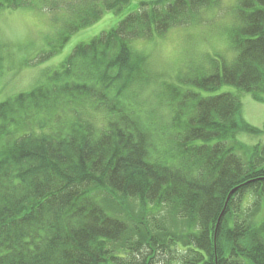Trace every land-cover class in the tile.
<instances>
[{
    "label": "trees",
    "instance_id": "16d2710c",
    "mask_svg": "<svg viewBox=\"0 0 264 264\" xmlns=\"http://www.w3.org/2000/svg\"><path fill=\"white\" fill-rule=\"evenodd\" d=\"M138 1L116 28L77 45L48 83L0 103V264H264V221L241 218L247 195L262 209L264 144L237 143L244 158L229 145L264 129L242 119L238 96L193 90L229 85L264 103V0L233 7L232 61L209 60L169 88L167 127L159 111L127 101L148 80V55L134 42L203 24L221 0ZM131 2L74 1L63 43ZM57 4L0 0V12ZM72 98L82 103L73 113ZM162 207L183 235L155 230Z\"/></svg>",
    "mask_w": 264,
    "mask_h": 264
},
{
    "label": "rangeland",
    "instance_id": "374dc122",
    "mask_svg": "<svg viewBox=\"0 0 264 264\" xmlns=\"http://www.w3.org/2000/svg\"><path fill=\"white\" fill-rule=\"evenodd\" d=\"M74 1L76 0H58V9L35 6L0 12V103L48 83V76L51 73L52 76L54 71L61 68L77 45L89 43L101 34L113 30L130 14L135 13L139 5L138 0H132L118 14L105 12L98 22L74 33L67 43H63L67 15H70L71 8L78 4H72ZM237 3L238 0H221L218 8L202 12L205 18L203 24L174 28L164 37L150 42H134V49L148 55V80L143 85H134L127 92L130 97L127 101L131 102L133 110L159 111L167 120L163 123L167 127L170 120L169 88L181 87V75L188 76L204 70L209 60L230 62L234 59L230 35L235 18L232 9ZM193 90L202 97L225 93L238 96L242 103V119L256 129H264V103L255 101L251 94L229 85L223 86L213 94L197 88ZM81 105L80 99L72 98L68 109L73 113L81 108ZM94 118L97 122L100 119L97 115ZM259 142L264 144V136L239 134L229 145L234 146L236 154L244 158L245 151L238 149L237 143L248 147ZM258 200L254 193L244 198L241 204L242 219L247 216L253 217L257 223L264 221V200L262 209L253 207V202ZM169 211L165 207L153 209L152 215L158 218V221H154L155 230L165 228L178 236L183 235L184 231L179 232L181 225H173L174 220L169 218ZM154 224L150 225L153 227ZM230 225H233V222ZM181 248L184 247L180 243L178 248L172 247V250L177 254L181 252Z\"/></svg>",
    "mask_w": 264,
    "mask_h": 264
},
{
    "label": "water",
    "instance_id": "95a60500",
    "mask_svg": "<svg viewBox=\"0 0 264 264\" xmlns=\"http://www.w3.org/2000/svg\"><path fill=\"white\" fill-rule=\"evenodd\" d=\"M234 192H235V190H233V191L231 192V194L234 193ZM219 223H220V222H219ZM219 223H218V225H219ZM218 225H217V227H218Z\"/></svg>",
    "mask_w": 264,
    "mask_h": 264
}]
</instances>
